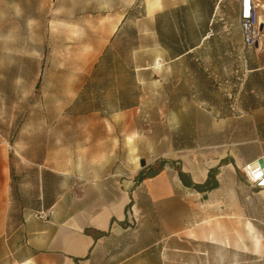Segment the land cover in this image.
I'll use <instances>...</instances> for the list:
<instances>
[{
    "label": "rangeland",
    "instance_id": "obj_1",
    "mask_svg": "<svg viewBox=\"0 0 264 264\" xmlns=\"http://www.w3.org/2000/svg\"><path fill=\"white\" fill-rule=\"evenodd\" d=\"M149 1L0 0V153L12 213L93 180L110 192L138 185L107 261L148 247L136 264H264V180L244 169L264 156V39L242 47L236 0L168 9L178 0H160L158 12ZM164 11L163 41L178 34L195 45L181 56L155 30ZM258 16L262 36L261 5ZM121 95L133 104L117 109ZM222 156L232 165L217 170V189L185 188L178 169L200 172ZM161 161L164 175L136 183ZM148 184L170 185L171 195L152 201Z\"/></svg>",
    "mask_w": 264,
    "mask_h": 264
},
{
    "label": "crops",
    "instance_id": "obj_2",
    "mask_svg": "<svg viewBox=\"0 0 264 264\" xmlns=\"http://www.w3.org/2000/svg\"><path fill=\"white\" fill-rule=\"evenodd\" d=\"M187 1L178 0L165 6V9L184 5ZM236 5L238 13L239 0H236ZM162 9L161 3L155 11ZM128 162L133 169L139 167L137 159ZM204 163L203 171L194 169L183 172L193 183L201 184L207 178L209 169L227 167L232 165V160L222 156L216 160H205ZM162 168L146 178L161 177L164 175ZM147 186L152 201L171 195L170 185H163L162 188L152 184ZM134 188H138V185L128 190L119 187V191L110 192L105 181L93 180L79 191L64 193L46 206L52 209V215L47 220L35 217L36 210L17 215L12 213L10 170L0 153V264H136L138 254L148 247L107 261L112 252L108 246L109 239L126 231V222L129 221L126 206L132 202ZM207 192L197 191L199 194ZM131 217H134L133 214Z\"/></svg>",
    "mask_w": 264,
    "mask_h": 264
},
{
    "label": "trees",
    "instance_id": "obj_3",
    "mask_svg": "<svg viewBox=\"0 0 264 264\" xmlns=\"http://www.w3.org/2000/svg\"><path fill=\"white\" fill-rule=\"evenodd\" d=\"M181 8L182 7H178L176 9V11H180ZM166 14H167L166 11L156 13V15H155V30L160 37L161 45L169 50L170 55H172L173 57H177V56L184 54L188 50L192 49L193 47H195V45L189 44L188 42H182L180 37H178V34L176 35V38H174L172 43H170V45L166 44L163 41V39L161 37L162 32H161V28L159 26V19L164 17ZM108 53H109V51L107 49H105L104 53L100 57L99 62L106 59ZM98 66H99V64L95 66L94 71L92 73V76L97 75L98 70H99ZM132 104L133 103H131V104L126 103L125 97H123V95H121L119 97V101L117 103L116 108L117 109H123V108L128 107ZM95 109H99L98 106ZM163 165H164V161H161L156 168H148V170H146V171H141L136 180L142 181L144 178L154 175L160 168L163 167ZM217 170H218L217 167L209 169L207 178L201 184L193 183L190 180L189 176L185 172H183L181 169H178L177 173H178V177H179L180 181L182 182V184L184 186L191 187V188H193L199 192H205V191H209L211 189H214L218 186V181H217L216 176H215L217 173Z\"/></svg>",
    "mask_w": 264,
    "mask_h": 264
},
{
    "label": "built area",
    "instance_id": "obj_4",
    "mask_svg": "<svg viewBox=\"0 0 264 264\" xmlns=\"http://www.w3.org/2000/svg\"><path fill=\"white\" fill-rule=\"evenodd\" d=\"M258 0H239L238 23L242 35V47L248 49L259 43L261 38ZM211 33V32H210ZM11 149L10 147H8ZM35 217L47 220L52 215L51 207L40 208L34 212Z\"/></svg>",
    "mask_w": 264,
    "mask_h": 264
},
{
    "label": "bare ground",
    "instance_id": "obj_5",
    "mask_svg": "<svg viewBox=\"0 0 264 264\" xmlns=\"http://www.w3.org/2000/svg\"><path fill=\"white\" fill-rule=\"evenodd\" d=\"M161 6L160 0H150L148 2V10L152 12L154 9L159 8ZM261 7L264 8V4H261ZM261 39H264V35L261 36ZM245 171H247L252 180L257 179L260 176V179L264 180V168L259 167L257 160H251L245 164Z\"/></svg>",
    "mask_w": 264,
    "mask_h": 264
},
{
    "label": "water",
    "instance_id": "obj_6",
    "mask_svg": "<svg viewBox=\"0 0 264 264\" xmlns=\"http://www.w3.org/2000/svg\"><path fill=\"white\" fill-rule=\"evenodd\" d=\"M257 46H258V43L255 44V47ZM256 160H257L259 167L264 168V157L259 156L256 158Z\"/></svg>",
    "mask_w": 264,
    "mask_h": 264
}]
</instances>
